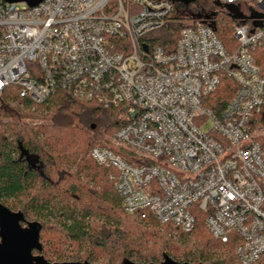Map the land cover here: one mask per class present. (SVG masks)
<instances>
[{
  "label": "built area",
  "instance_id": "built-area-1",
  "mask_svg": "<svg viewBox=\"0 0 264 264\" xmlns=\"http://www.w3.org/2000/svg\"><path fill=\"white\" fill-rule=\"evenodd\" d=\"M212 1L242 16L232 51L203 23L184 28L174 52L150 47L185 6L170 0H0V103L14 88L36 110L61 88L101 108L116 130L112 146L89 156L111 171L126 214L190 235L200 213L215 239L235 243L240 264H264V146L255 135L264 0ZM225 77L237 89L217 114L208 98Z\"/></svg>",
  "mask_w": 264,
  "mask_h": 264
},
{
  "label": "trees",
  "instance_id": "trees-1",
  "mask_svg": "<svg viewBox=\"0 0 264 264\" xmlns=\"http://www.w3.org/2000/svg\"><path fill=\"white\" fill-rule=\"evenodd\" d=\"M217 4L198 0L194 5H179L165 27L148 37L150 47L174 52L180 32L191 24L203 23L212 26L224 47L232 51L236 47L234 26L240 20L225 12H212L211 7ZM258 63L264 76V46L258 52ZM236 89L231 80L223 78L216 93L208 98V107L220 113ZM21 104L25 108L21 109ZM24 109H29L28 102L20 99L18 90L11 88L4 93L0 119L8 117V111L19 117L7 125L0 123V203L13 212H23L27 221L41 223L44 256L46 245L64 239L87 249L89 261L101 254L109 264H120L124 259L135 264H159L164 253L179 263L240 264L235 243L222 244L215 239L200 213L193 232L195 242L189 248L185 242L188 235L180 233L177 237L170 226L123 211L115 182L107 180L109 170L86 158L100 145L87 130L91 122L107 125V133L116 127L108 116L103 118L101 108L56 88L38 107L36 117L46 120L44 125L33 127L22 122L31 116ZM91 182L95 190H91ZM55 253L56 257L45 258L62 263L73 256ZM74 259L82 261L78 256Z\"/></svg>",
  "mask_w": 264,
  "mask_h": 264
},
{
  "label": "water",
  "instance_id": "water-1",
  "mask_svg": "<svg viewBox=\"0 0 264 264\" xmlns=\"http://www.w3.org/2000/svg\"><path fill=\"white\" fill-rule=\"evenodd\" d=\"M7 3H25L30 8H35L44 0H3ZM185 6L196 3L198 0H170ZM220 6V4H217ZM231 10V8H230ZM242 18L241 15H236ZM147 51V47L144 48ZM95 129V125H91ZM42 225L37 221H27L23 212H13L0 203V264H91L84 262H49L43 253L41 239ZM36 252V253H35ZM120 264H135L124 259ZM155 264V263H150ZM159 264H192L179 263L170 258L166 253ZM204 264V263H196Z\"/></svg>",
  "mask_w": 264,
  "mask_h": 264
},
{
  "label": "rangeland",
  "instance_id": "rangeland-1",
  "mask_svg": "<svg viewBox=\"0 0 264 264\" xmlns=\"http://www.w3.org/2000/svg\"><path fill=\"white\" fill-rule=\"evenodd\" d=\"M195 3L191 4V5H194ZM201 6L203 8H208L209 7L203 3H201ZM195 8H198V6L195 5ZM207 10V9H206ZM211 10L212 12H223L221 10V7L220 6H214V7H211ZM209 101V100H208ZM207 101V103H208ZM206 103V104H207ZM2 106V102L0 103V107ZM20 108H25L23 107V105L21 104ZM25 112L31 114L30 117L28 118H24L22 119L21 121L22 122H25V123H28L30 126H40V125H44L46 122V120L44 119H40V118H37V114L40 113V110H38V108L36 110H32V109H24ZM9 113V116L6 117V118H1L0 119V123L2 125H7V124H10V123H13L15 121H17V114L14 112V111H8ZM103 115V118L105 116H108L107 114L105 113H102ZM102 117V116H101ZM95 125V129L92 130L91 129V125ZM107 125L104 126V124L102 122H91L90 126L87 127V130H89L90 134H91V139L93 141H96L98 144H101V145H106V146H112V142H111V137L114 133V131L116 130V127H114L115 129H113L111 132H108L107 133ZM255 135H256V138L262 143V145L264 146V119H262L261 121H259V123L257 124V126L255 127ZM90 152V151H89ZM89 152L86 154V158L87 159H90V156H89ZM110 174H111V171L108 172L107 174V180L108 181H111L110 180ZM98 181V180H97ZM260 184L262 185V187L264 188V183L260 181ZM95 183L94 182H91L90 183V187L91 186H94ZM98 187V185H97ZM91 190H95L94 187H91ZM205 225V223H204ZM171 230H172V234L173 235H180L181 232H177L174 228L172 227H169ZM178 237V236H177ZM195 238L193 236V233L191 235H188L186 237V245H188L189 248L192 247L193 243L195 242L194 241ZM55 251L57 252H61V253H65L67 255L69 254H73V256H69L70 259L68 258V261L66 262H77L74 258H76L77 256L78 257H81L82 261L81 262H84V261H88L89 263L91 264H109L108 263V260L107 258H104L103 255L99 254L97 255L98 258H96V260H88L87 259V249H81L79 247H76V246H73V245H70L69 241L68 242H65L64 239H62V241H60L59 243H56V244H50V245H46L45 246V256L47 258L49 257H56L57 254L55 253ZM232 253H234V251H232ZM232 257H233V254H231ZM229 258V257H228ZM55 262H58L60 263L59 261H55ZM65 262V261H64ZM80 262V261H79Z\"/></svg>",
  "mask_w": 264,
  "mask_h": 264
}]
</instances>
